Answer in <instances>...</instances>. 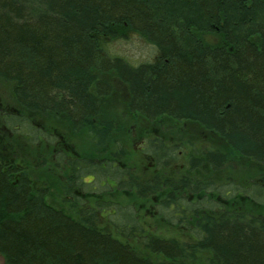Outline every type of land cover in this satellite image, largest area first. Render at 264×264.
Returning a JSON list of instances; mask_svg holds the SVG:
<instances>
[{
    "label": "trees",
    "instance_id": "1",
    "mask_svg": "<svg viewBox=\"0 0 264 264\" xmlns=\"http://www.w3.org/2000/svg\"><path fill=\"white\" fill-rule=\"evenodd\" d=\"M131 37L151 59L119 53ZM0 97L23 109L1 112L5 264H264V0H0ZM123 110L201 125L221 145L148 136L143 169ZM58 123L78 148H60ZM183 156L190 173L238 171L222 203L184 197L200 184L172 178ZM49 170L63 181L44 184ZM154 196L155 226L140 214Z\"/></svg>",
    "mask_w": 264,
    "mask_h": 264
},
{
    "label": "rangeland",
    "instance_id": "2",
    "mask_svg": "<svg viewBox=\"0 0 264 264\" xmlns=\"http://www.w3.org/2000/svg\"><path fill=\"white\" fill-rule=\"evenodd\" d=\"M117 50H119V53L121 55L125 56L126 58H128L134 63L143 62V61H146L152 58L150 48L146 46L143 42L139 41L136 37H131V39H129L128 41L121 42L120 47L119 49L117 48ZM121 97L123 99H120V100L123 102L125 100L124 93L121 94ZM3 98L11 102V99H9L6 95L3 96ZM3 98L0 97V126H5L4 123L2 122V117H1L2 111L7 112V113L12 112L17 115H22V111H23V109L19 110L16 107L10 108L9 106L6 105L7 101H4ZM119 107L123 108L121 103ZM125 112L126 111L123 110L120 116L118 115L115 116V119L117 118L116 125H120L123 122L128 123L126 121H129L130 118L128 114H125ZM24 114L29 116L33 124H35L36 126L52 125L53 120L47 116H43L37 113L32 114L26 111L24 112ZM136 122L138 121L131 120L129 121L128 126H137V128H135L137 130L134 132V137L136 138L135 150L137 151V153L140 151L139 150L140 141L143 139L146 140L148 136H153V135L165 136L167 139L173 140V142L189 140V141H197L198 145H199V142L207 146L209 145L220 146L221 145V139L217 134L206 131L203 127H201V125H198L195 123H191L187 121L177 122V121L168 120V119L151 121L143 117H140L139 122L137 124H135ZM58 124L59 126H57L55 130H60V131L62 130V132L56 133V135L61 141L60 148L64 150H75L74 146L78 148L79 147L78 144L75 141L71 140L69 136V132H68L69 130L63 124L61 123H58ZM65 136H68L67 140L65 139ZM131 163L132 164L138 163L139 166L143 169H147L150 166H152L151 161L147 157H144L142 155H140L139 157L137 156L136 159L133 157L131 159ZM248 164L249 166H247L246 169L249 168L251 170H254L257 168L255 163L248 162ZM237 167L238 166L235 165V168ZM174 169L175 168L173 167L172 170ZM182 169L183 168L181 167V165H178L176 167V170H182ZM183 170H186V168ZM237 172L238 171L234 173L232 169H227V170H224L223 174H222V171L221 172L220 171H217V172L210 171L208 174L210 177L214 179L218 178V182H223L225 181L224 177L226 175L227 176H229V174L238 175ZM61 176H64V173L62 170H49L48 173L44 174V177L46 178V183L44 184H47V185L56 184L58 183L56 179H60L63 181ZM159 201H160V196H154L151 199L144 200L140 204V207H141L140 214L143 216L142 218L145 221L153 220V222L151 223L153 224V226H155L156 224L155 221H157V218L160 217L158 214L159 213L158 209H157V204L159 203ZM162 226H165V225L162 224ZM164 230H165V227H164ZM0 264H5L1 258H0Z\"/></svg>",
    "mask_w": 264,
    "mask_h": 264
},
{
    "label": "flooded vegetation",
    "instance_id": "3",
    "mask_svg": "<svg viewBox=\"0 0 264 264\" xmlns=\"http://www.w3.org/2000/svg\"><path fill=\"white\" fill-rule=\"evenodd\" d=\"M154 136H160L162 137L166 142H168L169 144H179L180 142L182 141H176V142H173V140H169L167 139L165 136H162V135H154ZM144 142H145V139L141 140L140 141V145H139V150H140V153L142 156L144 157H147L150 161L152 160L147 154H145L143 151H144ZM180 155H182V152H180ZM152 163V166H153V162L151 161ZM178 165H181V167L183 169H185V167L187 166V163L185 162V156H183L177 163L176 165H174V170H171V175H172V178L175 179V180H186V179H190L188 181H190L191 183L190 184H194V183H199L200 186L197 188L198 189V193H193L192 191L189 190V192H185L184 193V197L188 200L189 199V202L190 203H193V204H196V201L197 199H199L198 201H204V202H211V201H214L213 199H215L216 203H222L223 202V197H222V191H223V187H222V182H218V178L214 179L212 177H210L207 173L205 174H200V172H188L186 170H176V167ZM151 166V167H152ZM207 165H205L204 168H206ZM221 168H219L217 171H220ZM222 171V170H221ZM220 171V172H221ZM204 175V176H203ZM218 176V175H217ZM92 178V177H91ZM208 179L209 180H212V181H216V184H215V188H211L210 187V190L212 191H207L205 190L204 191V194H202V192L200 191L201 189L203 188H209L207 187V184H208ZM213 191L215 193H213ZM195 201V202H194Z\"/></svg>",
    "mask_w": 264,
    "mask_h": 264
},
{
    "label": "bare ground",
    "instance_id": "4",
    "mask_svg": "<svg viewBox=\"0 0 264 264\" xmlns=\"http://www.w3.org/2000/svg\"><path fill=\"white\" fill-rule=\"evenodd\" d=\"M184 143V145H187L188 147H191V143H194V147L193 149H197L199 150L200 149V146L202 145L201 142H199V145L197 144V141H189V140H186V141H182ZM207 147V145H205ZM204 148V147H203Z\"/></svg>",
    "mask_w": 264,
    "mask_h": 264
}]
</instances>
